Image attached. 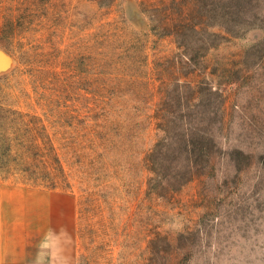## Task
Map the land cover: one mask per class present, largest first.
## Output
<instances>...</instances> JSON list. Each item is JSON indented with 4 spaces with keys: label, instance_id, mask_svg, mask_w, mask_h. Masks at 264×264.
I'll return each mask as SVG.
<instances>
[{
    "label": "rangeland",
    "instance_id": "obj_1",
    "mask_svg": "<svg viewBox=\"0 0 264 264\" xmlns=\"http://www.w3.org/2000/svg\"><path fill=\"white\" fill-rule=\"evenodd\" d=\"M0 54V106L41 120L70 185L0 174L5 238L264 264V0H0Z\"/></svg>",
    "mask_w": 264,
    "mask_h": 264
},
{
    "label": "trees",
    "instance_id": "obj_2",
    "mask_svg": "<svg viewBox=\"0 0 264 264\" xmlns=\"http://www.w3.org/2000/svg\"><path fill=\"white\" fill-rule=\"evenodd\" d=\"M49 141L39 118L0 106V174L4 178L19 176L34 185L68 188L64 170Z\"/></svg>",
    "mask_w": 264,
    "mask_h": 264
},
{
    "label": "crops",
    "instance_id": "obj_3",
    "mask_svg": "<svg viewBox=\"0 0 264 264\" xmlns=\"http://www.w3.org/2000/svg\"><path fill=\"white\" fill-rule=\"evenodd\" d=\"M53 238H5L0 231V264H54Z\"/></svg>",
    "mask_w": 264,
    "mask_h": 264
},
{
    "label": "water",
    "instance_id": "obj_4",
    "mask_svg": "<svg viewBox=\"0 0 264 264\" xmlns=\"http://www.w3.org/2000/svg\"><path fill=\"white\" fill-rule=\"evenodd\" d=\"M2 58H3V55L0 54V63H1V61L4 60V59H2Z\"/></svg>",
    "mask_w": 264,
    "mask_h": 264
}]
</instances>
